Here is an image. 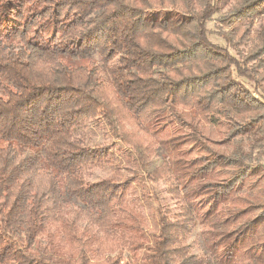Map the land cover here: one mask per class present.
Listing matches in <instances>:
<instances>
[{
  "label": "trees",
  "instance_id": "1",
  "mask_svg": "<svg viewBox=\"0 0 264 264\" xmlns=\"http://www.w3.org/2000/svg\"><path fill=\"white\" fill-rule=\"evenodd\" d=\"M220 1L0 0V264L264 258L246 248L264 222V0H226L237 58L208 39ZM109 139L130 150L125 183L92 179L117 162ZM158 145L166 159L150 169ZM161 179L200 226L201 254L162 228L149 237L126 197L128 182Z\"/></svg>",
  "mask_w": 264,
  "mask_h": 264
},
{
  "label": "rangeland",
  "instance_id": "2",
  "mask_svg": "<svg viewBox=\"0 0 264 264\" xmlns=\"http://www.w3.org/2000/svg\"><path fill=\"white\" fill-rule=\"evenodd\" d=\"M228 4L226 0H221L219 2V11L215 14L211 20L207 23L206 28L208 30V39L220 47L226 48L228 52L235 58H237L236 52L224 41L221 33H224L228 30V27L223 26L221 20L228 16ZM259 26V22L254 23L253 31H255ZM244 25H237L236 34L240 36L244 31ZM246 44L239 47V50H244ZM77 65H87L94 66L100 62L97 57L92 58L91 60L85 59L74 62ZM246 86L250 88V85L246 83ZM198 125L202 128L203 137L208 145L213 149H218L223 153H229L231 151V144L221 143L222 137L220 134L207 124L199 122ZM179 127V126H178ZM176 125L173 126L174 134H182L185 128H178ZM128 128V127H127ZM132 128V127H131ZM170 130L171 127L169 128ZM180 130L182 132L180 133ZM105 139L103 131H97L94 135L92 145L95 146L97 142L101 143ZM105 141V140H104ZM109 144L107 148L104 147V151L108 154H112L116 157L117 162L115 164L107 165L106 168L97 169L94 171L93 181L105 178L107 176H114L118 183H125V179L132 176V169L136 168L129 164L127 166L126 157L131 156L130 150L123 149L118 152V143H112L114 141L106 140ZM6 145V144H2ZM157 153L153 158L150 169L157 168L161 165L164 160V150L161 146H157ZM166 159V158H165ZM264 165V157L260 160ZM128 167V168H127ZM174 181L173 179H161L157 182H146L144 185V192H142V186H140L137 181H130L126 184L125 194L128 199H133L134 203L137 206V209L141 212L145 219V231L150 237L160 231L162 228L170 237L174 239L175 242L181 241L183 238L186 239V243L189 244V251L192 254L199 255L202 253V241L200 236V226L192 227L190 224V216L187 209L180 202V194L174 190ZM143 193L145 196L143 197ZM259 209H256L255 212L258 213ZM252 239V240H251ZM251 241L249 240L246 248L249 251L258 254L264 250V222L259 225L257 231L254 235L251 236ZM124 255H127V251L123 252ZM261 255L255 257L256 262L249 261L243 255L235 264H264V258L260 259Z\"/></svg>",
  "mask_w": 264,
  "mask_h": 264
}]
</instances>
